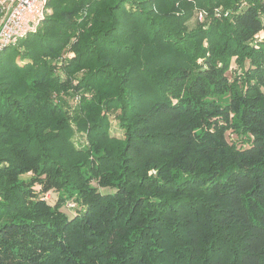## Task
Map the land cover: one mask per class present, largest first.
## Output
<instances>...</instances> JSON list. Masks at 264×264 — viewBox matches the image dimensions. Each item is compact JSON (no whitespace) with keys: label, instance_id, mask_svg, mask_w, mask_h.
<instances>
[{"label":"trees","instance_id":"16d2710c","mask_svg":"<svg viewBox=\"0 0 264 264\" xmlns=\"http://www.w3.org/2000/svg\"><path fill=\"white\" fill-rule=\"evenodd\" d=\"M46 7L0 52V264H264V0Z\"/></svg>","mask_w":264,"mask_h":264},{"label":"built area","instance_id":"2783aa9c","mask_svg":"<svg viewBox=\"0 0 264 264\" xmlns=\"http://www.w3.org/2000/svg\"><path fill=\"white\" fill-rule=\"evenodd\" d=\"M47 0H0V52L35 31L46 14ZM201 20L203 11L197 14Z\"/></svg>","mask_w":264,"mask_h":264},{"label":"rangeland","instance_id":"374dc122","mask_svg":"<svg viewBox=\"0 0 264 264\" xmlns=\"http://www.w3.org/2000/svg\"><path fill=\"white\" fill-rule=\"evenodd\" d=\"M47 10H46V14L50 12V9L48 7H46ZM198 11V10H197ZM197 13V12H196ZM45 14V15H46ZM196 15V14H195ZM196 18L195 16H192L191 19H189L188 21V26L189 27H192L195 25L196 23ZM232 71H234V69H236V64L232 61L231 63V67ZM229 73V71H228ZM110 128H111V133L115 134V135H122V131L119 129L118 125H117V122L116 120H112L111 121V125H110ZM74 140L76 143H86L85 142V137L83 134H80V133H76L75 136H74ZM25 178H28L29 177V174H26V175H23ZM35 188H38V186H35ZM48 202L50 203H54L55 202V199H56V196H57V193L55 191H47L44 195H43ZM68 202L69 204L67 205H64L63 209L64 211L67 213L68 216H72L74 214V209L78 206V205H75V201H72V200H68L66 201Z\"/></svg>","mask_w":264,"mask_h":264}]
</instances>
